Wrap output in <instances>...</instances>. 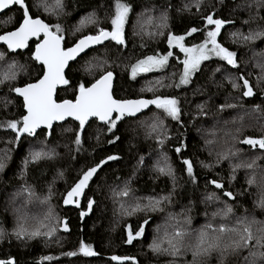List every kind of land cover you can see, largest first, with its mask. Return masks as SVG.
<instances>
[{
	"label": "trees",
	"instance_id": "16d2710c",
	"mask_svg": "<svg viewBox=\"0 0 264 264\" xmlns=\"http://www.w3.org/2000/svg\"><path fill=\"white\" fill-rule=\"evenodd\" d=\"M126 2L132 5L129 21L125 26L127 47H119L114 42H109L84 56L82 60L80 59L79 64H72L67 73L73 84L81 79L87 82L93 78L81 71V65L84 64V61H91L95 57L101 59L104 65H112V67L103 66L102 68L112 70L116 75L113 93L115 98H152V92H141V88L145 87L149 81H154L161 76L167 77L175 71L176 56L179 55V58L182 59L183 54L178 49H173L174 56L169 60V67L153 73L141 74L135 80L131 79L126 66L135 63L136 59L142 58L144 54L151 55L154 52L166 54L169 49L165 36L169 30L175 35H184L186 46L202 42L204 38L202 32L198 31L188 36L186 30L191 27L202 28L201 14L210 12H215L216 17L233 21V23L226 24L222 28L218 41L237 53L240 69L245 75L251 73L247 78L253 85L256 84V78L261 72L257 65L264 64V37L253 41H243L240 35L232 36L230 33L247 35L249 31L264 30V19L260 18L264 17V8H258V0H201L199 9L192 6L195 4V0H126ZM29 3H33V0H29ZM109 3L110 0H64V13L66 14L60 15L59 18L44 13L42 10H40V14L46 21L61 24L66 41L70 46L71 42L78 36L94 33L95 25L92 24L90 27L86 25L82 33H74V29L79 26L81 18L89 13L95 11L101 26H108L105 13L109 10ZM185 5L191 7L185 9ZM146 9L150 11L144 17H140L138 23L139 13ZM165 9L169 16V28L165 29V36L153 39L148 34H137L136 29L139 24L144 23L149 28L153 27V23H157V20H149L148 16L158 17ZM36 12L37 9L33 8V13ZM9 18L13 19L10 20ZM18 19L19 12L15 10L0 15V33L13 29ZM246 20L248 23H244ZM0 50H4L2 46H0ZM260 52L262 55L257 58V54ZM20 53H9L6 58L9 62L15 60L23 66L18 69L17 79L11 82L13 85L35 82L41 75V66L30 59L29 50ZM205 63L215 67L219 61L212 59ZM7 70V63L0 61V75ZM100 71L101 69L95 72L99 73ZM231 71L236 72L235 69ZM197 77L198 79H195L194 83L187 88H158L156 90V94L177 95L182 110L180 123L170 118L164 119L167 139L162 145L153 138L155 133L151 136L148 135L150 117L153 113L158 112L154 107L137 118L125 117L119 121L114 132L120 139L114 143L108 142L113 138V135L107 132L105 126L99 122H91V127L86 126L82 134L84 142L80 151L75 150L77 146L73 143L77 125V122L73 120L56 125L51 135H43L42 133L46 130H42L36 138H28V140L21 138L19 145L8 144L7 141L12 138L13 133L10 130L0 128V155H3L4 149H12L7 166L0 172V228L11 234L18 221L12 213V207H15L14 203L19 204L21 202L27 206L21 208L23 212L19 211L23 213L20 217L27 218L26 226L31 227L37 221L44 220L45 216L51 213L54 217L66 220L69 229L64 231L63 226L60 225L50 239L39 237L24 241L9 235L0 241V258H5L10 254L17 259L18 264H120V262L112 260L111 257L127 256L135 257L138 264H167L173 258L153 253L149 245L154 238L163 239L165 232L170 233L167 228L183 226L199 229L212 219V213L218 208L217 205L215 208L210 207L212 202L205 201V196L212 191L218 193V190H215L214 186L210 184L206 186L205 181L210 179L223 181L225 186L236 194L235 201H228L233 204L235 215L243 214L245 210L248 211V214L254 213L252 205L246 203L248 197L245 202H240L238 194L228 183L232 173L229 165L218 163L212 164L213 167L211 168H205L201 165V162L204 164L211 163L205 162L209 156L206 150H203L204 142L200 139L196 129L197 126H207V123L214 117L217 118L215 123H222L226 126L235 117V113H239L238 110L243 111V113L248 110H255L254 113L239 119L242 128L239 126L238 129L246 131L243 137L237 139V149H241L243 154H247L246 160L251 162L254 155H258V153L249 151V147L239 143V141L245 137L258 138L264 135V130H262L264 128V94H261L259 89H254L256 91L255 96L241 97L239 91L233 90L228 83L225 84V81H223V87L218 88L206 83L205 78L201 77L199 73ZM215 79L220 80V75L217 74ZM197 84L203 85L204 91L194 94L193 88ZM71 98H73L71 91L66 92L62 89L58 91V101ZM6 100L10 103L5 107ZM228 103L236 106L232 109L225 107L222 111L219 110L220 105ZM199 104L205 105L206 115L198 114L197 105ZM21 105L22 99L9 91L8 82L0 84V121L17 118L24 111ZM251 116H256L258 124H251ZM65 129H71V131H65ZM41 141L44 142L47 149L55 150V157L30 163L24 170L23 159L28 155L29 150L34 148V145L41 146ZM181 141L184 147L177 154L175 148L181 146ZM158 149L162 151L163 155H167L168 162L174 169L175 188H173L171 178L159 174L153 167L150 155L158 153ZM225 149L227 148L225 147L221 151H228ZM108 155L118 156L119 159L108 161L98 170L82 194L83 199L80 207H76L75 204L65 205L63 199L67 191L74 186L81 170L98 163ZM141 157L144 162L138 166ZM184 158L193 162L197 176L196 183L189 180L184 170L185 166L182 163ZM224 161L231 164L235 163L227 159ZM244 169L247 172H241L242 175L235 177L233 181L236 183L231 185H237V188L239 187L246 193L244 186L247 188L248 185L245 182V176L248 175L249 178H254L252 185L255 188L258 187L259 191H264V177L262 176L264 174V158L257 161V166L254 169ZM257 174L261 176V181L258 180ZM125 186L129 189V195H119L118 193ZM25 188H30L34 195L29 197L28 193L24 191ZM169 192L172 193L171 199L170 202L162 205L164 210L147 214L150 219L149 223L144 225L143 236L133 241L132 244L125 243L127 226L131 225L135 229L139 223L143 222L145 213H137L129 218L119 217V213L116 212L114 204H112L115 196L118 195L119 202H122V198L130 202L137 199V202L143 204L147 203V197L165 196ZM16 197L18 200L14 201ZM88 199L95 202L91 210L87 209ZM81 211H86L88 214L81 218L79 215ZM165 214H168L166 222L164 220L160 224L161 220L165 218ZM185 216L191 217L190 225L184 223ZM249 217H254L257 221H264L263 218ZM219 221L220 218L216 217L213 222ZM258 227H260L259 224L252 225L253 231ZM81 242L91 245L98 255L84 256L81 254L79 252ZM69 252H77V255L69 256L67 255ZM247 254L245 250L239 255H228L224 264H244L243 257ZM45 256L52 257V259L43 260L42 258ZM176 259L177 264L182 259L191 260V254ZM123 264H132V262L130 260L124 261ZM206 264H220L218 254L212 253L206 259Z\"/></svg>",
	"mask_w": 264,
	"mask_h": 264
},
{
	"label": "snow or ice",
	"instance_id": "6c2138e0",
	"mask_svg": "<svg viewBox=\"0 0 264 264\" xmlns=\"http://www.w3.org/2000/svg\"><path fill=\"white\" fill-rule=\"evenodd\" d=\"M201 0H195L197 9L200 7ZM251 6V5H249ZM191 7L185 5V9ZM33 8L37 9L33 13ZM64 0H55L53 5L50 0H0V12L4 10H15L19 12V19L16 21V26L8 31L0 33V46L4 50H0V61L7 63V71L0 75V84L8 82L9 91L22 97L23 112L14 119L0 121V128L10 130L13 133L8 144L19 145L21 138H36L38 129H45L43 135H51L53 122L64 121L71 118L78 122L75 128L73 143L77 146L76 151H80L83 144V133L86 125L90 128L91 124L99 122L105 126L107 132L112 133L113 138L109 143H114L120 137L115 135L114 130L117 128V123L125 117H136L145 109L154 107L158 112L153 113L148 124V135L155 133V138L159 144H163L167 139V129L164 124L165 118H170L177 123L181 122L182 110L180 100L177 95L156 94L158 88L182 89L187 88L198 79L197 74L205 78L206 83L216 87H223V81L231 86L232 89L239 91L241 97H253L256 95L254 89H259L261 94H264V64L257 65L261 72L256 78V84L247 78L251 75H245L240 69V63L237 59V53L225 47L218 41L222 28L226 24L233 23L232 20H226L215 16V12L201 14L203 27H191L186 30V35L191 36L198 31L203 33V40L198 44L186 46L184 35H175L170 30L165 36V29L169 28V16L165 9L158 17L148 16V19H156L155 25L157 31L149 32L148 35L165 36L168 45L166 54L154 52V54H144L142 58H137L135 63L127 65L131 79L135 80L141 74L153 73L169 67V59L174 56L172 49H179L183 53V58L176 56V70L167 77L149 81L145 87L141 88V92H152V98H137V99H117L112 92V84L114 72L112 70H104L98 58H93L97 61H84L81 65V71L93 78L90 81L78 80L75 84L68 77L66 69L70 68V62L80 63L77 58L81 53H86V50L93 48L96 45H104L105 41L114 42L116 46L126 48L127 42L125 39V26L129 21V15L132 12V5L126 0H114L109 3V10L105 15L108 26H101L95 11L82 17L79 21V26L74 29L80 31L86 24L95 25L93 34H84L78 36L69 46L64 35V29L60 23H52L41 17L40 10L49 15H55L59 18L64 13ZM258 8H264V0H258ZM150 10L146 9L139 13L140 17H144ZM264 19V17H260ZM10 20L13 18H9ZM255 19V17H253ZM6 23V22H5ZM248 23V21H244ZM73 33V34H74ZM134 34H136L134 32ZM232 36L240 35L243 41H253L264 37V30L249 31L247 35L241 33H230ZM31 42V44H30ZM235 42V41H234ZM34 45V47H33ZM107 47V46H106ZM28 49L30 59L41 66V75L35 82H25L22 85H13L11 82L17 79L18 69L23 66L19 65L15 60L7 61V55L21 54L18 50ZM217 58L219 63L213 67L211 64H206V61H211ZM100 68L101 71L96 73L94 70ZM235 69L233 73L231 70ZM217 73L221 79H215ZM167 80V82H165ZM63 91H71L73 98L57 100V89ZM204 86L197 84L193 88V93H202ZM10 101H5V107ZM234 104H222L219 110L222 111L225 107L233 108ZM204 104L197 105L199 115H206ZM259 108V106H257ZM71 131V129H65ZM99 139V136H97ZM239 143L247 145L249 151L258 153L254 155L251 162L237 163L231 165L232 173L229 176V181L235 179V171L237 168L244 167L254 169L257 166V161L264 158V135L254 138L245 137ZM184 147L181 141V146L175 148V152L179 154L181 148ZM12 149L6 148L3 150V155H0V172L7 166V161L11 158L10 152ZM241 149H229L227 152L218 155L217 163L222 159H229L230 156H236ZM56 153L54 149H47V146L41 141L39 148H31L28 155L23 159L22 163L24 170L27 169L30 163H36L41 159H53ZM115 155H108L105 159H101L98 163L82 169L77 181L70 190L67 191L63 199L65 205L75 204L79 207V197L84 193V190L89 186V182L96 176L98 170L108 161L118 160ZM157 161L154 167L159 174L167 175L173 181L175 188L176 177L174 169L168 162L166 154ZM143 158L138 161V166L143 164ZM185 166V171L192 183H196L197 176L194 171L193 162L190 159L182 160ZM201 165L205 168H211L212 165ZM23 174V171H22ZM249 185L254 183V178L250 177L247 180ZM206 186L212 185L215 190L205 196V201L218 202L222 205L221 208L212 213V219L207 221L199 229H190L183 226L174 227L171 233L165 232L163 239L154 238L149 248L157 255H166L172 257L167 264H177L178 257H184L191 254V260H180L179 264H206V259L212 253L218 254L220 264H224L228 255H239L242 251H247V255L243 257L244 264H264V221H257L254 217L250 218L247 215L236 216L234 214L233 204L228 201H235L236 194L225 186L223 181L210 179L205 181ZM24 191L31 197L34 193L30 188H25ZM122 196L129 195L127 186L118 193ZM172 193L156 198H148L147 203L141 204L136 202L130 206V209H124L125 215H132L136 212L145 213L143 222L139 223L135 229L131 225L127 226V237L124 241L127 244H132L133 241L142 237L144 234V225L149 223L150 217L147 215L150 212L163 211L162 205L170 202ZM224 199H221V198ZM95 202L91 199L87 200V209L91 210ZM123 207V206H122ZM256 207L264 210V195L256 201ZM247 211V210H245ZM88 213L81 211L79 215L83 218ZM207 215V213H206ZM216 217L220 221L214 223ZM231 218V219H229ZM228 221V222H225ZM184 223L190 225L191 217L185 216ZM27 218H18L17 225L11 232L7 233L0 228V241H3L9 235L14 236L17 240H32L39 237L50 239L57 231V228L62 225L64 231H68L66 220H61L59 217H54L49 213L44 220L37 221L31 227L26 226ZM259 224L255 231L252 225ZM159 230V229H158ZM79 252L84 256H97L98 253L91 245L80 243ZM69 256L77 255V252L67 253ZM251 258V259H250ZM43 260H51L52 257L45 256ZM112 260L123 264L124 261H131L132 264H138L135 257H119L112 256ZM0 264H18L17 259L10 254L5 258H0Z\"/></svg>",
	"mask_w": 264,
	"mask_h": 264
},
{
	"label": "rangeland",
	"instance_id": "374dc122",
	"mask_svg": "<svg viewBox=\"0 0 264 264\" xmlns=\"http://www.w3.org/2000/svg\"><path fill=\"white\" fill-rule=\"evenodd\" d=\"M50 2L53 5L55 4V0H50ZM86 25H89V27L91 26V24H86ZM155 25H156V23H153V27L149 28L148 25L145 26L144 23H141V24L138 25V28L136 29L137 34L138 35H140V34H148L149 32H153L154 33V32L157 31ZM85 26L80 31H76V33L77 34L82 33V31L85 29ZM164 32H165V30H164ZM149 36L153 37V39L162 37V36H159V35H149ZM176 49H178V48H176ZM254 53H256V52H254ZM261 55H262L261 52L258 53L257 54V58L260 57ZM93 58H92L91 61H93V63H96L97 61L93 60ZM213 59H217V58L214 57ZM98 61L102 64V60L101 59H98ZM103 66L112 67V65H109V64L108 65L102 64V67ZM98 70H100V68H96L94 71H98ZM217 74H219V73H217ZM225 82H226L225 84H227V81H225ZM235 91H237V90H235ZM238 111H239V113L238 112L235 113V117H233L232 120H230L229 123L226 126H224L222 123H215V122H217V118H215V117L212 118L209 121V123H207V126H205V127L197 126L196 132L198 133L200 139L204 142L203 150H206V152H207V154L209 156V159L207 161H205L206 163H211L210 165L218 164L217 163L218 155L220 153H222V152H227V151H221L225 147L227 148L225 150H229V149L235 150V149H237V139L243 137L245 135V131H246V130L243 131V130H239L238 129L239 126H241L240 123H239V119L242 116H247L250 113L251 114L254 113L255 110H248L245 113H243V111H241V110H238ZM239 114H242V115L240 116ZM234 118H235V120H234ZM251 120H252L251 124H253V125H254V123L258 124V121H257L258 119H256V116L255 117L251 116ZM241 128H242V126H241ZM262 130H264V128ZM222 131H224V132L222 133ZM216 135H217V137H216ZM211 137H213V139H210ZM211 143H213V144H211ZM227 145H229V146H227ZM34 147L39 148L40 146L38 144H36V145H34ZM237 154H238V157L230 156L229 159H227V160L231 161V162H235L234 164H237V163H248L249 162V160H246L247 154H243V152H241V151L238 152ZM150 156L152 157L151 161H152L153 167H154V165L157 163L158 160H162L161 157L163 156V153H162V151H160V149H158V153L152 154ZM224 160L225 159L220 160L219 163L229 165V168H230V170L232 172V168L230 166L231 163H227ZM161 163H162V161H161ZM234 164H231V165H234ZM212 167H213V165H212ZM244 171L247 172V170L242 168V167L237 168L236 171H235V177H238L239 175L241 176L242 175L241 172H244ZM262 176L264 177V174H262ZM248 178H249L248 175L245 176V182L248 185L247 188H246V186H244L246 193H244L241 189H239V187L237 188V185L232 186L233 184L236 183V182H233L234 179L231 180V182H228L230 184V186L232 187V189L235 190L236 193L238 194L240 202H245L247 200V197H248V201H246V203L251 204L252 207H253V211H254V213H252V214H248L247 213L248 211H244L243 214H239V215H236V216L247 215V216H255V217L264 219V210L256 207V201H258V199L262 195H264V191L263 190L259 191L257 189L258 187L255 188L253 185H249L247 183ZM257 178H258L259 181L262 180L261 176L259 174H257ZM148 198L149 197H147V199ZM17 200H18V198L16 197L14 201H17ZM136 202H137V199H133V201L130 202V201H128L126 199H123V198H122V202H119L118 195H116L114 200L112 201V204H114V209L116 210V212L119 213V215H118L119 217L129 218L131 216H135L137 213H141V212H136V213H134L132 215H125L124 214V209H130V206L133 205ZM215 205H217L218 209L222 207V205L219 204L218 202H212L210 207L215 208ZM14 206L15 207H12V209H13L12 213L16 217V219L18 220V218L23 214V213H20L19 211H22L21 208L27 207V206L22 204L21 202L19 204L14 203ZM152 213H155V212H150L148 214H152ZM167 216H168V214H165V218H163L161 220L160 224L164 220L166 222ZM165 222H164V224H165ZM179 224H181V223H179ZM175 227H178V226H175ZM167 230L171 233L173 228L172 227L171 228H167Z\"/></svg>",
	"mask_w": 264,
	"mask_h": 264
},
{
	"label": "water",
	"instance_id": "95a60500",
	"mask_svg": "<svg viewBox=\"0 0 264 264\" xmlns=\"http://www.w3.org/2000/svg\"><path fill=\"white\" fill-rule=\"evenodd\" d=\"M10 10H4V11H2V12H0V15H3V14H5V13H7V12H9ZM109 43V41H105L104 42V45H96V46H94L93 48H89V49H87L86 50V53H81V57H84V56H86L87 54H89L91 51H93V50H95V49H97V48H100V47H103V46H105V45H107ZM30 44H31V42H30ZM28 49H23V50H18V52H26ZM78 60H80L81 58L80 57H78L77 58ZM75 62H70V66L72 65V64H74ZM38 64V63H37ZM39 65V64H38ZM40 66V65H39ZM68 70L69 69H66V72H68ZM115 82H116V75L114 74V79H113V84H112V92L114 93V87H115ZM60 89L58 88L57 89V95H58V91H59ZM57 95H56V99H57ZM114 95V94H113ZM21 99H22V97H20ZM152 107H150V109H151ZM150 109H145V110H143L141 113H138L137 114V116L136 117H126V118H137V117H139V116H141V115H143V114H145L146 112H148ZM69 120H72L71 118H67L66 120H64V121H56V122H53V126H52V130H53V128L56 126V125H61V124H64V123H66L67 121H69ZM76 122V121H75ZM92 122V120H90L89 121V124ZM78 123V122H77ZM87 126V125H86ZM42 130H45V129H43V128H41V129H38L37 130V134L39 133V132H41ZM52 130H51V132H52ZM82 199H83V195H81L80 197H79V205H81V203H82ZM80 207V206H79Z\"/></svg>",
	"mask_w": 264,
	"mask_h": 264
}]
</instances>
